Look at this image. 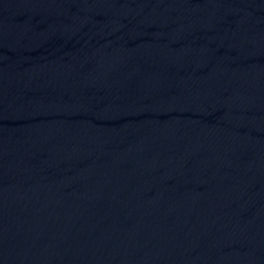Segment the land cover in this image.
I'll return each mask as SVG.
<instances>
[{"label":"water","instance_id":"water-1","mask_svg":"<svg viewBox=\"0 0 264 264\" xmlns=\"http://www.w3.org/2000/svg\"><path fill=\"white\" fill-rule=\"evenodd\" d=\"M0 264H264V0H0Z\"/></svg>","mask_w":264,"mask_h":264}]
</instances>
